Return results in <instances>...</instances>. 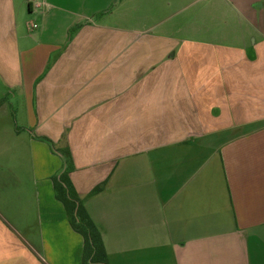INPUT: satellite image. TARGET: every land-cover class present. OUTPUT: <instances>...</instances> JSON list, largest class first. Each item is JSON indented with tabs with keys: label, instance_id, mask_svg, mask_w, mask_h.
<instances>
[{
	"label": "crops",
	"instance_id": "0c3cea01",
	"mask_svg": "<svg viewBox=\"0 0 264 264\" xmlns=\"http://www.w3.org/2000/svg\"><path fill=\"white\" fill-rule=\"evenodd\" d=\"M65 147L108 264H264V0H0V264H84Z\"/></svg>",
	"mask_w": 264,
	"mask_h": 264
},
{
	"label": "trees",
	"instance_id": "16d2710c",
	"mask_svg": "<svg viewBox=\"0 0 264 264\" xmlns=\"http://www.w3.org/2000/svg\"><path fill=\"white\" fill-rule=\"evenodd\" d=\"M62 152L65 156L66 167L60 177L55 178V189L57 197L66 206L71 225L85 239L83 262L84 264H108V255L102 235L83 203L86 196L77 192L70 179V172L74 167L71 152L68 147H65ZM102 189L103 184H99L89 195L97 194Z\"/></svg>",
	"mask_w": 264,
	"mask_h": 264
},
{
	"label": "rangeland",
	"instance_id": "374dc122",
	"mask_svg": "<svg viewBox=\"0 0 264 264\" xmlns=\"http://www.w3.org/2000/svg\"><path fill=\"white\" fill-rule=\"evenodd\" d=\"M27 6V5H26ZM26 8V7H25ZM28 8V7H27Z\"/></svg>",
	"mask_w": 264,
	"mask_h": 264
},
{
	"label": "built area",
	"instance_id": "2783aa9c",
	"mask_svg": "<svg viewBox=\"0 0 264 264\" xmlns=\"http://www.w3.org/2000/svg\"><path fill=\"white\" fill-rule=\"evenodd\" d=\"M36 26V25H35Z\"/></svg>",
	"mask_w": 264,
	"mask_h": 264
}]
</instances>
